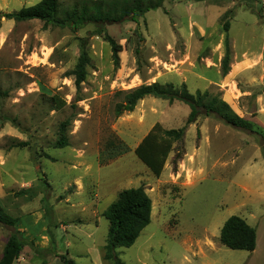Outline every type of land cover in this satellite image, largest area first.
<instances>
[{
	"label": "rangeland",
	"instance_id": "1",
	"mask_svg": "<svg viewBox=\"0 0 264 264\" xmlns=\"http://www.w3.org/2000/svg\"><path fill=\"white\" fill-rule=\"evenodd\" d=\"M38 1L0 0V208L16 219L0 222V256L18 231L25 264H64L61 255L115 264L103 258V211L122 189L143 186L151 220L115 248L122 264H264V0H163L137 21L76 28L4 16ZM60 1L62 10L83 3ZM105 35L121 45L118 67ZM154 81L218 95L250 128L199 115L155 176L134 148L156 122L183 127L189 105L147 96L116 115L123 92ZM52 95L65 106L52 109ZM231 215L255 229L252 251L220 243Z\"/></svg>",
	"mask_w": 264,
	"mask_h": 264
},
{
	"label": "trees",
	"instance_id": "2",
	"mask_svg": "<svg viewBox=\"0 0 264 264\" xmlns=\"http://www.w3.org/2000/svg\"><path fill=\"white\" fill-rule=\"evenodd\" d=\"M81 1H83L82 5L74 3L70 9L62 10L60 0H39L33 5L4 13V16L14 21L38 19L59 26L70 23L76 28L85 23L121 21L129 15L133 21H137V18L148 10L160 7L163 0ZM224 29L228 30V23H225ZM105 38L111 46L114 64L118 67V53L121 51V45L109 35H105ZM86 61L87 57L82 51L73 70L76 86H79L84 80ZM229 61L230 47L226 37L225 53L221 61L223 75L229 71ZM147 96L166 99L169 102L179 100L190 107L183 127L165 129L159 122H156L135 146L134 154L155 176L161 174L172 150L173 142L181 140L185 126L194 122L199 115H216L220 120L234 126L250 128L248 121L237 115L230 105L218 95L210 94L208 91L189 93L184 83L176 88L172 83L154 81L131 88L122 93V100L116 105V115H120L123 111H132L136 103ZM48 100L52 109L56 110L66 104V101L57 95L50 96ZM151 211L152 201L143 186L119 191L115 200L103 211V216L108 220L103 258L113 259L115 264H122L115 254V248L118 246L129 247L135 242L141 230L149 224ZM0 222L12 227L16 219L2 212L0 208ZM219 241L230 249L252 251L256 245V232L244 219L237 215H231L221 226ZM22 248L23 237L18 231L12 232L3 246L0 264H14L19 258ZM60 258L64 264H75L72 259H68L64 255H61Z\"/></svg>",
	"mask_w": 264,
	"mask_h": 264
},
{
	"label": "crops",
	"instance_id": "3",
	"mask_svg": "<svg viewBox=\"0 0 264 264\" xmlns=\"http://www.w3.org/2000/svg\"><path fill=\"white\" fill-rule=\"evenodd\" d=\"M17 261V264H21V263H23V264H25V262H27L28 260L22 255V253H20V256H19V258L16 260ZM15 261V262H16ZM14 262V263H15ZM31 264V263H30Z\"/></svg>",
	"mask_w": 264,
	"mask_h": 264
},
{
	"label": "water",
	"instance_id": "4",
	"mask_svg": "<svg viewBox=\"0 0 264 264\" xmlns=\"http://www.w3.org/2000/svg\"><path fill=\"white\" fill-rule=\"evenodd\" d=\"M0 15H2V14H0Z\"/></svg>",
	"mask_w": 264,
	"mask_h": 264
}]
</instances>
